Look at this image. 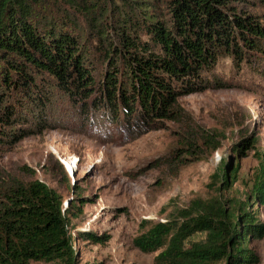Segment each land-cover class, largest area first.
<instances>
[{
  "label": "trees",
  "instance_id": "16d2710c",
  "mask_svg": "<svg viewBox=\"0 0 264 264\" xmlns=\"http://www.w3.org/2000/svg\"><path fill=\"white\" fill-rule=\"evenodd\" d=\"M60 1L75 9L89 32L101 40L110 35L115 45L96 47L102 65L92 77L85 37L80 41L71 31L78 30L77 19L43 12L44 0H0L2 127L13 129L22 101L42 110L49 84L83 110L94 93L91 107L112 119L121 114L124 125L132 116L178 123L177 98L208 88L206 74L219 57L239 66L247 55L264 56V24L237 9L243 0ZM100 4L110 6L112 23L102 22ZM201 141L211 151L219 145L211 131ZM255 143L244 137L232 151L244 156ZM262 155L243 196L228 195L238 164L222 162L209 177L208 197L162 206L163 220L141 221L132 247L153 254L152 264H258L250 244L264 237V222L254 208L264 206ZM79 213L71 202L63 208L60 195L38 180L0 190V264H79L69 232L70 219ZM85 237L94 244L107 241Z\"/></svg>",
  "mask_w": 264,
  "mask_h": 264
},
{
  "label": "rangeland",
  "instance_id": "374dc122",
  "mask_svg": "<svg viewBox=\"0 0 264 264\" xmlns=\"http://www.w3.org/2000/svg\"><path fill=\"white\" fill-rule=\"evenodd\" d=\"M44 2L43 12L77 19L79 28L71 31L80 41L85 37L91 75L97 77L102 64L96 47H114V39L93 35L75 9L60 0ZM52 2L56 5L51 7ZM236 6L264 24V0H243ZM99 9L102 22L112 23L110 6L100 4ZM205 80L208 88L177 98L182 112L178 123L155 118L148 123L132 116L127 125L121 114L112 119L105 110L93 109L94 93L83 110L56 86L46 85L42 110L22 101L13 129L0 126V190L38 180L60 195L63 208L71 202L80 209L69 224L79 264H152L153 254H141L131 245L141 221H162L164 205L182 207L194 197H208L209 177L222 162L238 164L228 195L243 196L256 173L257 157L264 154V56L247 55L239 66L219 57ZM213 80L224 86L214 87ZM209 131L218 136L214 151L201 144ZM249 136L256 142L252 150L244 156L232 151ZM254 208L264 222V206ZM87 233L107 241L94 244ZM250 247L258 264H264V237Z\"/></svg>",
  "mask_w": 264,
  "mask_h": 264
},
{
  "label": "bare ground",
  "instance_id": "6f19581e",
  "mask_svg": "<svg viewBox=\"0 0 264 264\" xmlns=\"http://www.w3.org/2000/svg\"><path fill=\"white\" fill-rule=\"evenodd\" d=\"M69 170L71 171V166L68 165Z\"/></svg>",
  "mask_w": 264,
  "mask_h": 264
},
{
  "label": "water",
  "instance_id": "95a60500",
  "mask_svg": "<svg viewBox=\"0 0 264 264\" xmlns=\"http://www.w3.org/2000/svg\"><path fill=\"white\" fill-rule=\"evenodd\" d=\"M66 205H67V202L64 203V206H66Z\"/></svg>",
  "mask_w": 264,
  "mask_h": 264
}]
</instances>
